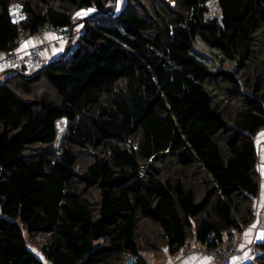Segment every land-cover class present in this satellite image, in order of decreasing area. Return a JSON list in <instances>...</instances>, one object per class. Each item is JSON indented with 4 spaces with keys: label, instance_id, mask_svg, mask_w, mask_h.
<instances>
[{
    "label": "trees",
    "instance_id": "16d2710c",
    "mask_svg": "<svg viewBox=\"0 0 264 264\" xmlns=\"http://www.w3.org/2000/svg\"><path fill=\"white\" fill-rule=\"evenodd\" d=\"M117 3L0 0V56L81 25L62 59L3 71L0 264H44L29 241L51 264H150L148 253L178 255L194 237L215 248L253 221L264 0H129L114 15ZM82 10L93 14L77 21ZM198 37L236 70L212 72ZM255 251L250 264H264V243Z\"/></svg>",
    "mask_w": 264,
    "mask_h": 264
},
{
    "label": "crops",
    "instance_id": "0c3cea01",
    "mask_svg": "<svg viewBox=\"0 0 264 264\" xmlns=\"http://www.w3.org/2000/svg\"><path fill=\"white\" fill-rule=\"evenodd\" d=\"M48 30V29H47ZM50 30V29H49ZM58 34L55 32H48L43 35H33L25 39L16 48L17 52L23 53L28 50V48L37 45H46L47 48L42 53V59L45 62H51L55 60L62 59L65 55L70 53L69 46H58L56 49L52 48L50 43L55 42L58 39ZM69 52V53H68ZM3 71L0 70V82L4 81L7 76L2 75ZM257 152H258V180H259V194L256 199L253 200L252 212L253 221L250 225L245 227L240 232H232V241L239 243L238 254L231 260V264H250L253 263L257 253L255 251V246L259 243H264V131H262L256 140ZM202 245L197 242L196 238L190 240V245L185 247L184 250L190 251V254L182 255H171L168 249H163L162 252L148 253L145 255L146 259L150 264H216L214 260L208 255H200L195 253L196 248H200ZM35 253V252H34ZM37 256V255H36ZM38 257V256H37ZM44 260L43 257H41ZM44 263V261H43ZM46 264V263H45ZM47 264H51L47 261Z\"/></svg>",
    "mask_w": 264,
    "mask_h": 264
},
{
    "label": "rangeland",
    "instance_id": "374dc122",
    "mask_svg": "<svg viewBox=\"0 0 264 264\" xmlns=\"http://www.w3.org/2000/svg\"><path fill=\"white\" fill-rule=\"evenodd\" d=\"M128 4H129V0H118V3L115 4V7L113 8L112 13L114 15H117ZM19 7L20 6L15 5L12 8L14 10L12 12L14 18L19 17V12H20ZM78 13H80V15H77ZM78 13L76 14V19H77V21H81V20L87 18L88 16H90L91 14H93V11L82 10V11H79ZM74 30H75L74 36H73V32L67 33V37L69 36V38H67L68 40L65 39L64 37L58 36V39L55 42L50 43L52 45V48L56 49L58 46H60V47L66 46L65 49L68 46H69V48H71L70 44H72V48H73V46H74L73 42L79 36L78 32L81 30V25L77 24L74 27ZM48 32H55V31L52 29L43 30V31H40L38 35H43V34L48 33ZM28 37L29 36L27 35V38ZM48 45L49 44H46V45L41 44V45H37L34 47H41L42 46L43 49H42L41 53H43ZM31 48H33V47H31ZM31 48H28V50ZM194 50L212 72H218L219 70H222V69L226 72L227 71H229V72L233 71L234 72L236 70V68L238 67V62L236 60L225 59L219 51L214 50V49L210 48L208 45H206L205 43H203V41L201 40L200 37H198L194 43ZM16 51H17V49H16ZM27 51H25V52H27ZM39 58L42 59V54H40ZM42 61L45 62L43 59H42ZM4 72H2V73H4ZM5 75H9V73H6ZM66 127H67V120L65 118L59 119L57 122V133H58V135H57L56 143L54 144L55 149H57L59 147L60 142L66 133ZM29 243H30V247L32 248L33 252H35V254L38 256V258L42 259L41 257H43V255H42L40 248L38 246H37L38 248L35 247L36 245L32 246L35 243H32L31 241H29ZM45 263L47 264V261L44 260V264Z\"/></svg>",
    "mask_w": 264,
    "mask_h": 264
},
{
    "label": "built area",
    "instance_id": "2783aa9c",
    "mask_svg": "<svg viewBox=\"0 0 264 264\" xmlns=\"http://www.w3.org/2000/svg\"><path fill=\"white\" fill-rule=\"evenodd\" d=\"M19 17L14 18L13 20L18 23L23 18V14L21 11V7H19ZM14 10L12 9V12ZM49 30V29H48ZM59 36L67 37V33L63 30L55 31ZM27 39L26 36H22L20 41H24ZM68 40V39H67ZM43 47H33L29 49L27 52L19 53L16 51V48H13L6 52L4 55L0 56V70H14V69H27V72L37 70L43 66L44 62L39 58L40 54H42ZM239 243L232 241L231 234H225L222 237V240L217 244L215 248H208L207 246H201L200 248H196L194 251L200 255H208L210 256L216 264H231V260L238 254ZM182 255L190 254V251L182 249L180 251ZM138 258L132 255H129L125 259L126 264H137Z\"/></svg>",
    "mask_w": 264,
    "mask_h": 264
},
{
    "label": "water",
    "instance_id": "95a60500",
    "mask_svg": "<svg viewBox=\"0 0 264 264\" xmlns=\"http://www.w3.org/2000/svg\"><path fill=\"white\" fill-rule=\"evenodd\" d=\"M106 209H107V202H106L105 195L103 194L102 207H101V218L98 221L92 223V233H93V238L95 240L99 239L102 236L99 231V227L106 220Z\"/></svg>",
    "mask_w": 264,
    "mask_h": 264
},
{
    "label": "snow or ice",
    "instance_id": "6c2138e0",
    "mask_svg": "<svg viewBox=\"0 0 264 264\" xmlns=\"http://www.w3.org/2000/svg\"><path fill=\"white\" fill-rule=\"evenodd\" d=\"M77 15H80V13H78Z\"/></svg>",
    "mask_w": 264,
    "mask_h": 264
},
{
    "label": "bare ground",
    "instance_id": "6f19581e",
    "mask_svg": "<svg viewBox=\"0 0 264 264\" xmlns=\"http://www.w3.org/2000/svg\"><path fill=\"white\" fill-rule=\"evenodd\" d=\"M47 29V28H46Z\"/></svg>",
    "mask_w": 264,
    "mask_h": 264
}]
</instances>
